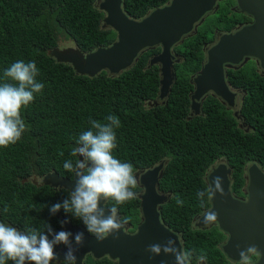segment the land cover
Wrapping results in <instances>:
<instances>
[{"label":"trees","instance_id":"obj_1","mask_svg":"<svg viewBox=\"0 0 264 264\" xmlns=\"http://www.w3.org/2000/svg\"><path fill=\"white\" fill-rule=\"evenodd\" d=\"M98 1L0 0V84L14 83L5 80L3 73L23 60L35 61L39 70L36 80L44 85L42 93L35 94L34 101L22 109L26 130L21 140L0 147V222L20 231L36 228L44 232L47 223L55 231L64 230L61 216L73 224L83 223L63 209L52 215L51 205L69 197L70 191L41 181L48 172L73 178L74 173L63 165L66 160L75 164L79 159L71 156V151L78 146L80 134L91 129L90 120L107 123L105 118L115 115L121 126L115 129L117 147L113 154L131 163L134 174L167 161L159 189L171 196L161 207V220L180 235L192 264L202 262L201 256L205 264H226L218 245L224 236L222 229L196 227V217L211 207V200L201 207L196 193L208 187L205 176L222 159L233 168L234 190L245 184L251 163L264 169V75L248 65L226 68L229 83L246 90L237 117L232 108L212 95L203 100L199 114H192L190 74L201 67L206 57L203 45L212 39L215 28L229 29L241 17L230 15L231 11L227 13L221 6L214 18L176 45L182 60L175 66L177 77L171 92L162 102L158 98L159 66L149 64L161 46L145 49L130 68L118 74L103 70L95 76L78 73L72 64L58 61L52 54L68 43L87 53L116 39L113 28L103 27L106 13ZM168 1L123 0V8L130 17L142 18ZM139 190L138 183L134 191ZM172 196L184 204L178 205ZM140 203L137 196L116 207L131 220L137 216ZM108 204L113 206L114 202ZM60 247L65 246L56 249ZM85 262L118 264L109 256L96 259L91 254Z\"/></svg>","mask_w":264,"mask_h":264},{"label":"water","instance_id":"obj_2","mask_svg":"<svg viewBox=\"0 0 264 264\" xmlns=\"http://www.w3.org/2000/svg\"><path fill=\"white\" fill-rule=\"evenodd\" d=\"M217 1L169 0L163 6L150 10L144 17L133 18L123 8V0H99L97 4L106 13L103 27L113 28L117 32L116 39L107 46H100L87 53L68 46L57 47L52 54L58 61L72 64L78 73L95 76L103 70L118 74L130 68L145 49L161 46V51L150 58L149 64L159 66L158 98L164 102L177 77L174 62L180 61L172 52L173 46L195 28L197 31L205 19L203 16L218 8ZM237 2L241 11L251 15L253 21L232 32L223 33L206 51V61L194 78L192 113L200 112V100L211 91L229 108L236 106L237 93L230 88L226 79L227 67L239 64L238 67L243 66L253 57L264 69V0ZM154 103L158 104L159 100L155 99ZM235 115L239 117V111L236 110ZM166 162L164 160L149 169L135 172L138 182L144 188L139 195L142 217L135 233H129L123 228L116 236H108L99 241L85 227L77 226L66 217H61L65 222V231L84 233L83 245H74L77 264H87L85 257L88 254L96 259L109 256L117 260L118 264H175L174 256L153 255L147 250L149 245L164 244L169 239L175 240L176 246L183 250L180 235L161 220V207L171 196L159 189ZM232 173L233 168L224 159L207 172L205 177L208 182L211 177H223V194L217 193L213 196L211 207L196 217L199 218L198 224H212H205L203 220L207 212H215L217 219L214 222L229 234L228 240L222 246L224 253L233 260H240L239 252L254 245L260 254L259 260L254 264H264V169L257 163H251L247 167L246 200L233 194ZM75 180V173L73 178H69L62 177L57 172H48L41 182L53 187H64L71 192ZM67 250L66 247L56 249L61 260Z\"/></svg>","mask_w":264,"mask_h":264},{"label":"clouds","instance_id":"obj_3","mask_svg":"<svg viewBox=\"0 0 264 264\" xmlns=\"http://www.w3.org/2000/svg\"><path fill=\"white\" fill-rule=\"evenodd\" d=\"M39 70L35 61L18 60L7 68L3 77L14 83L0 84V147H9L21 140L26 130L22 119V109L27 108L42 93L44 85L36 80ZM107 123L90 120L91 129L80 134L77 147L71 156L80 157L73 164L72 160L64 162V169L75 173V186L70 196L62 202L50 207L55 215L61 209L82 221L87 232L97 240L103 241L108 236H116L128 223L126 216L119 215L116 205L137 198L138 180L133 165L123 162L113 154L117 147L115 129L119 128L120 120L115 115L106 118ZM59 155L63 156L61 151ZM217 193L223 194V177L210 178L208 187L198 190L196 196L200 206L211 200ZM180 206L184 204L178 196H172ZM107 202H114L106 208ZM7 211V209H5ZM217 219L215 212H207L203 222L213 223ZM65 222L61 221L63 225ZM47 231L27 228L20 231L11 224L0 222V264H77L75 246H82L84 233L71 231H55L50 223ZM64 245L68 250L61 260L56 247ZM148 252L153 255H171L175 264H192L191 253L176 246L173 239L164 244L149 245ZM258 254L256 246H249L239 252V264H252V256ZM202 261L204 256L199 257Z\"/></svg>","mask_w":264,"mask_h":264},{"label":"flooded vegetation","instance_id":"obj_4","mask_svg":"<svg viewBox=\"0 0 264 264\" xmlns=\"http://www.w3.org/2000/svg\"><path fill=\"white\" fill-rule=\"evenodd\" d=\"M224 3H226V9L227 10H229V11H231V13H235V14H238V15H240V17H241V19H239L240 20V22H238L236 25H233L232 27H230L229 29H224V28H222V29H219V28H215V31L213 32V37H212V39H209L208 41H206L205 43H204V45H203V50L205 51V53H206V51L216 42V40L223 34V33H226V32H232V31H234L235 29H237L239 26H243V25H246V24H250L252 21H253V17L251 16L250 17V19H247L248 18V13H246V12H242L241 11V9H240V7H239V4H238V2H237V0H235L234 1V3H230L229 2V0H218L217 1V3H216V5H217V7L218 8H214V10H211V12L212 11H215V10H217V9H220L221 8V6L224 4ZM231 15V14H230ZM233 16H235V15H233ZM205 17V19L203 20V23L208 19V12L203 16V18ZM202 23V24H203ZM200 27V26H199ZM196 31V28L192 31V32H190L189 34H187V35H185L184 36V38L185 37H188V36H190L191 34H193L194 32ZM181 42V41H180ZM176 45H178V43L177 44H175L174 46H173V48H172V52L175 54V56H176V59L177 58H179L180 59V61H175L174 62V67L176 66V64L177 63H179V62H181V60H182V57H181V55L179 54V52L177 51V49L175 48L176 47ZM205 61H206V59H204L203 60V62H202V64H201V67L203 66V64L205 63ZM252 62V64H253V66H252V69L253 70H255V71H257L259 74H261V75H264V69L261 67V64L257 61V59H255V58H250L247 62ZM247 62L244 64V65H247ZM240 65V64H239ZM239 65H235V66H233V69H235V67H238ZM201 67L196 71V72H193V73H191L190 74V77H191V82L193 83V89H192V91L190 92V97H191V95H192V93H193V91L195 90V82H194V78H195V76L197 75V73L199 72V70L201 69ZM249 67V66H248ZM250 68V67H249ZM175 70H176V68H175ZM176 72H177V70H176ZM226 75H227V72H226ZM226 79H227V76H226ZM228 81V80H227ZM228 84H229V86H230V88L233 90V91H235L236 93H237V95H236V106L234 107V108H232L233 110H234V113H235V111L237 110H239V107H240V104H241V101L244 99V96H245V93H246V90L245 89H243V88H238V87H234V86H232L230 83H229V81H228ZM208 95H212V96H216L212 91L211 92H209L208 94H206L204 97H203V99L202 100H200V102H201V107H200V112H201V110H202V104H203V100L208 96ZM216 97H218V96H216ZM220 98V97H219ZM160 99V101H162L163 99H161V98H159ZM221 99V98H220ZM191 102H192V99H191ZM191 106V105H190ZM228 106V105H227ZM191 110H192V108H191ZM199 112V113H200ZM191 113H192V111H191ZM198 113V114H199ZM192 114H197L196 112H194V113H192ZM246 176V175H245ZM139 183V182H138ZM231 184H232V182H231ZM247 184H248V180H247V178H246V182H245V184H243L241 187H240V189L239 190H234V189H232V192H233V194L236 196V197H238V198H241V199H247L248 198V194L245 192L246 191V189H247ZM139 186L142 188L141 190H139V193H138V196L143 192V190H144V188H143V186L139 183ZM55 187V186H54ZM56 189H58V188H60V187H55ZM105 205L107 206V207H111V205L110 204H108V202L107 203H105ZM118 208V207H117ZM118 212H119V215L120 216H122V217H124V216H126L127 218H128V216H127V214L126 213H122V212H120V209L118 208ZM138 215H139V218L136 216L135 218H133V219H129L128 218V223L124 226V228L126 229V231L127 232H129V233H135L136 231H137V229H138V226H139V224H140V222H141V217H142V215H141V212H140V207H139V212H138ZM61 217H63V216H61ZM65 217V216H64ZM70 221V220H69ZM198 221H199V218H196L195 219V224H196V227H199V228H203V229H209V228H211V227H214V226H217L218 225V223H217V225H214V226H212L213 224H215L216 222H214V223H212V224H210V225H208V226H203V225H199L198 224ZM75 225H77V226H80V227H85L84 226V224L83 223H74ZM218 227H219V225H218ZM220 228V227H219ZM221 229V228H220ZM65 230V229H64ZM223 231V230H222ZM222 233H224V236L221 238V240L219 241V243H218V245H219V247H221L222 248V246H223V244H224V241H227L228 240V238H229V234L226 232V231H223ZM89 255V254H88ZM88 255H86V257H85V259L87 258V256ZM225 256H226V259L228 260L227 262H226V264H239V260H233V259H231V258H229L226 254H225ZM259 258H260V254L258 253V254H256V255H253L252 256V264H254V263H256L258 260H259ZM197 264H205L204 263V261L202 260V262H199V263H197Z\"/></svg>","mask_w":264,"mask_h":264},{"label":"rangeland","instance_id":"obj_5","mask_svg":"<svg viewBox=\"0 0 264 264\" xmlns=\"http://www.w3.org/2000/svg\"><path fill=\"white\" fill-rule=\"evenodd\" d=\"M226 3H224L223 5H222V9L224 10V11H226L227 13L229 12L226 8ZM215 12L216 11H208V19H212V18H214V16H215ZM214 14V15H213ZM229 14H231L232 15V13L231 12H229ZM240 17V16H239ZM68 46H73V44H67L66 46L65 45H60L59 47L60 48H65V47H68ZM247 65L250 67V68H252V66H253V64H252V62H247ZM142 188L140 187V190H141ZM137 217L139 218V215H138V211H137ZM214 225H217V223H215V224H213L212 226H214ZM218 226V225H217Z\"/></svg>","mask_w":264,"mask_h":264},{"label":"bare ground","instance_id":"obj_6","mask_svg":"<svg viewBox=\"0 0 264 264\" xmlns=\"http://www.w3.org/2000/svg\"><path fill=\"white\" fill-rule=\"evenodd\" d=\"M234 113V112H233ZM235 115V114H234ZM166 165V164H165ZM165 168V167H164Z\"/></svg>","mask_w":264,"mask_h":264}]
</instances>
